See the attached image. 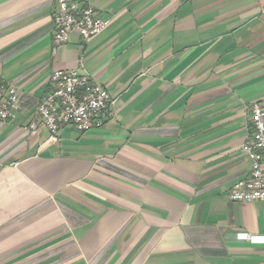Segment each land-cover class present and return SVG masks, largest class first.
<instances>
[{"label":"crops","instance_id":"crops-1","mask_svg":"<svg viewBox=\"0 0 264 264\" xmlns=\"http://www.w3.org/2000/svg\"><path fill=\"white\" fill-rule=\"evenodd\" d=\"M90 1L108 27L53 52L56 0H0L19 95L0 123V264H264V201L228 198L264 97V0ZM77 68L112 116L51 140L39 100Z\"/></svg>","mask_w":264,"mask_h":264},{"label":"built area","instance_id":"built-area-1","mask_svg":"<svg viewBox=\"0 0 264 264\" xmlns=\"http://www.w3.org/2000/svg\"><path fill=\"white\" fill-rule=\"evenodd\" d=\"M52 23V50L55 52L56 47L67 42L72 33L84 41L99 35L108 27L110 19L98 16L90 0H56ZM49 81L52 88L40 98L37 114L51 140L56 139L62 126L71 125L77 131L85 132L100 127L112 116L114 98L80 69H57ZM18 98L15 87L0 77V123L14 117ZM248 107L252 129L241 150L250 161V171L229 191L231 201H264V97ZM243 236L252 238L247 234Z\"/></svg>","mask_w":264,"mask_h":264}]
</instances>
